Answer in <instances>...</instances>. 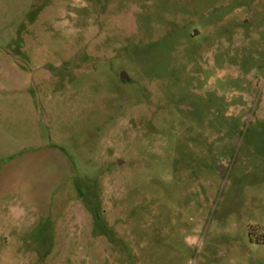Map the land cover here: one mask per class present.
<instances>
[{"label":"rangeland","instance_id":"rangeland-1","mask_svg":"<svg viewBox=\"0 0 264 264\" xmlns=\"http://www.w3.org/2000/svg\"><path fill=\"white\" fill-rule=\"evenodd\" d=\"M0 264H264V0H0Z\"/></svg>","mask_w":264,"mask_h":264},{"label":"water","instance_id":"water-1","mask_svg":"<svg viewBox=\"0 0 264 264\" xmlns=\"http://www.w3.org/2000/svg\"><path fill=\"white\" fill-rule=\"evenodd\" d=\"M120 78L123 79L124 76L121 75ZM216 171L218 172L219 175H222L223 167H222L221 165H218V166L216 167Z\"/></svg>","mask_w":264,"mask_h":264}]
</instances>
